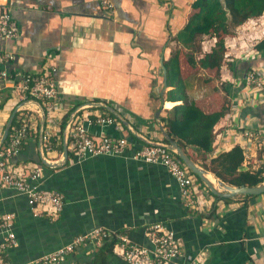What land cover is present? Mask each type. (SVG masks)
<instances>
[{"label": "crops", "instance_id": "1", "mask_svg": "<svg viewBox=\"0 0 264 264\" xmlns=\"http://www.w3.org/2000/svg\"><path fill=\"white\" fill-rule=\"evenodd\" d=\"M2 1L9 5L18 30L16 39H0V50L14 56L9 71H36L47 66L53 70L59 93L51 124L31 116L38 130H47L55 138V151L48 154L51 166L38 162L36 131L15 162L28 170L41 165V188L60 192L64 204L55 218L34 216L23 194L0 187V214L13 215L11 229L17 242L15 247L0 250V259L7 264H39L42 256L96 227L124 234L145 246L144 230L161 223L181 243L183 263L264 264V193L252 200L236 195L225 202L194 174L199 180L193 178L195 198L186 200L162 166L133 159L131 147L117 156L81 160L67 152L64 157L65 120L74 108L89 102L105 105L88 109L91 115L109 112L115 119L102 130L94 126L92 134L123 136L128 141L134 136L139 144L141 137L167 142L161 118L181 101L165 100L170 87L163 85L164 61L176 47L171 38L187 21L193 0H111V13L104 12L97 0ZM210 41L199 57L211 50L214 39ZM232 64L243 70L241 78L233 75ZM263 65L259 53L249 60L233 57L224 61L216 78L206 70L195 74L182 70L188 101L207 113L226 108L213 128L214 149L205 161L194 147L182 150L196 166L203 168L209 156L238 146L244 159L241 168L264 169L261 151L238 137L235 126L248 116V122L255 121L253 125L264 130V102L240 112L234 109V98L242 90L236 82L240 83L248 69ZM218 83L224 86L220 88ZM9 93L10 89L0 93V138L12 111L21 105L19 97L18 104H6ZM246 151L248 159L244 158ZM206 173L217 185L218 178ZM92 250L91 246L79 248L64 264H81L80 258Z\"/></svg>", "mask_w": 264, "mask_h": 264}, {"label": "built area", "instance_id": "2", "mask_svg": "<svg viewBox=\"0 0 264 264\" xmlns=\"http://www.w3.org/2000/svg\"><path fill=\"white\" fill-rule=\"evenodd\" d=\"M100 8L107 13L113 12L111 0H97ZM236 34L224 39V61L233 57L249 60L258 56L257 44L264 40V16L253 18L240 25ZM18 37L16 23L10 13V7L0 0V39L14 40ZM14 56L0 50V93L7 89L14 92L21 100L16 109V118L11 125L5 140L0 142V187L14 189L26 197L27 204L34 216L57 217L63 207V196L57 191H45L41 188L43 172L40 166L31 170L25 169L15 162L25 143L35 137L37 132V151L41 161H51L48 154L55 151L54 136L47 130L35 127L31 116L44 118L48 124L53 122L58 105L59 93L53 77V70L47 66L36 71H9ZM229 80V77L226 78ZM239 82V81H238ZM241 93L234 98L235 111L243 107L264 102V65L261 68H250L240 83ZM235 83V82H233ZM256 95V96H255ZM252 96V97H251ZM253 99V102H252ZM105 106L103 102H89L77 106L69 112L63 128V143L67 152L77 159L90 156H117L133 149L132 158L162 166L175 180L180 195L186 200L195 198V185L192 173L179 158L176 150L167 142L152 141L141 137L142 143L128 141L123 136L108 134H92L91 128L103 129L114 124V117L108 113L91 115L92 107ZM248 116L235 122L236 135L242 138L255 151H261L264 157V130L248 122ZM248 122V123H247ZM1 140V138H0ZM139 141V140H138ZM248 150V149H247ZM245 152L244 158L248 159ZM13 215L0 214V250L17 245L12 231ZM147 245L135 244L116 231L96 227L86 234L75 236L68 244L42 256L39 264H64L67 258L77 249L101 246L105 240H115L113 254L126 264H197L195 260L183 263L182 245L174 233L161 223L150 225L144 230ZM0 264H7L0 259Z\"/></svg>", "mask_w": 264, "mask_h": 264}, {"label": "trees", "instance_id": "3", "mask_svg": "<svg viewBox=\"0 0 264 264\" xmlns=\"http://www.w3.org/2000/svg\"><path fill=\"white\" fill-rule=\"evenodd\" d=\"M188 10L190 11L187 21L171 38L176 47L164 61L166 86L170 87L165 92V100L181 101V103L166 110L161 121L164 122L168 135L183 151L186 147H194L203 155L205 161L207 155H210L214 149L213 128L224 115L226 108L222 106L217 111L207 113L193 101H188L181 64L184 59L185 65L190 67L191 72L198 69L206 70L208 73L214 71L215 75H218L224 63L225 37L234 35L236 29L248 20L264 16V0H193ZM203 36L214 39V45L209 52L202 53L199 57L201 54L199 38ZM256 48L264 58V40L258 43ZM230 67L235 78L242 77L243 70L235 68L233 64ZM129 140L138 143L134 136H130ZM209 157L207 162H203L202 167L228 185L253 187L264 182L263 168L256 170L241 168L244 159L238 146ZM38 162L43 165L39 158ZM259 195L245 194L241 197L252 200ZM221 199L225 202L232 200V198ZM115 242V240H105L90 254L80 258V263L126 264L113 254Z\"/></svg>", "mask_w": 264, "mask_h": 264}, {"label": "water", "instance_id": "4", "mask_svg": "<svg viewBox=\"0 0 264 264\" xmlns=\"http://www.w3.org/2000/svg\"><path fill=\"white\" fill-rule=\"evenodd\" d=\"M163 73H164V80L166 78L165 76V69H163ZM164 87L166 86L165 82H164ZM16 113V109H14L10 115V117L8 118V121L6 123V126L4 128L2 137L0 142L2 143L5 138L7 137L8 134V130L10 127V124L13 120V117ZM165 139L167 140V142L171 145L172 148H174L179 156V158L183 161V163L188 167V169L195 174L200 180H202L205 185L209 188V190L211 191L212 194H214L217 197L220 198H232L236 195H245V194H250V195H259L264 193V182L261 184H258L256 186L250 187V186H239V187H235V186H231L228 184L223 183L221 180L219 179H215L217 185L213 184L206 176V170L196 166L188 157L187 155L184 154V152L182 151V149L167 135L165 134ZM63 152H64V157H66L67 155V150L65 145L63 146ZM43 163L47 166H51V164H48L47 162Z\"/></svg>", "mask_w": 264, "mask_h": 264}, {"label": "rangeland", "instance_id": "5", "mask_svg": "<svg viewBox=\"0 0 264 264\" xmlns=\"http://www.w3.org/2000/svg\"><path fill=\"white\" fill-rule=\"evenodd\" d=\"M199 42H200V46H201V48H203L204 50H206V49H208L209 48V44H211V41H210V38L209 37H207V36H203V37H200L199 38ZM202 49V52L204 51ZM183 72H184V74H189L190 72H191V69H190V67L189 66H186L185 65V62H184V59H183ZM194 73L193 74H195V73H200V71L199 70H194L193 71ZM209 74H212L211 76H213V78H216L217 76H219L221 73L219 72V74L217 75H215V73H214V71L212 72V73H209ZM200 78H202V77H200ZM214 81H212V83L210 82V85H213L214 83H213ZM221 86H224L223 84H221V83H218V87H220L221 88ZM7 98V101H6V104H10V103H13L14 102V104L16 105V104H18V102H20V100H19V98H18V96L14 93V92H11V94L9 93V96H7L6 95V97H5V99ZM5 108V107H4ZM6 108H7V106H6ZM0 109H1V106H0ZM3 109V108H2ZM4 110V109H3ZM192 178H195V175L193 174V177ZM195 180H197L196 178H195ZM200 180V179H199ZM199 180H197L198 182H199ZM194 181V180H193ZM202 183H203V181L202 180H200ZM200 182V183H201ZM204 184V183H203ZM205 185V184H204Z\"/></svg>", "mask_w": 264, "mask_h": 264}]
</instances>
